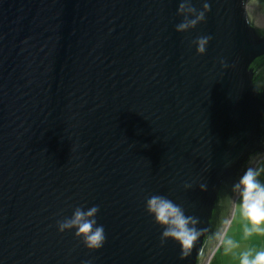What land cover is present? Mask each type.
Wrapping results in <instances>:
<instances>
[{
	"label": "water",
	"instance_id": "1",
	"mask_svg": "<svg viewBox=\"0 0 264 264\" xmlns=\"http://www.w3.org/2000/svg\"><path fill=\"white\" fill-rule=\"evenodd\" d=\"M263 156L264 0H0V264H206Z\"/></svg>",
	"mask_w": 264,
	"mask_h": 264
},
{
	"label": "crops",
	"instance_id": "2",
	"mask_svg": "<svg viewBox=\"0 0 264 264\" xmlns=\"http://www.w3.org/2000/svg\"><path fill=\"white\" fill-rule=\"evenodd\" d=\"M258 165L257 171L264 168V157ZM255 175L247 182L241 195L240 201L244 195L247 202L244 200L242 204H237L230 229L228 233L226 231L228 243L222 247L225 254L222 264H264V240L257 238L264 237V229H259V224L256 228L255 223V220L264 221V215L254 214L255 210L264 209V195L257 194V189L264 190V175L254 179ZM254 244L258 247H252Z\"/></svg>",
	"mask_w": 264,
	"mask_h": 264
},
{
	"label": "rangeland",
	"instance_id": "3",
	"mask_svg": "<svg viewBox=\"0 0 264 264\" xmlns=\"http://www.w3.org/2000/svg\"><path fill=\"white\" fill-rule=\"evenodd\" d=\"M256 164V163H255ZM259 165H258V163L255 165V167H254V169L252 170V172H251V174H249L248 175V177H247V180H245L246 182L244 183V185H243V187H242V189H239V191H238V193L236 194V197H235V199H234V206L232 207V217H231V220L229 221V222H227V225L224 227V230H225V232H224V235H222L224 238H223V241H222V244L220 243V244H218L219 242H221V239H222V237L218 240V242H217V244H218V248H217V250L215 251V252H213L212 254H210L209 256H208V258H207V260H206V264H222V262L225 260V254L224 253H222V247H224V243H228V239H226V236H227V233H228V231L227 230H229L230 229V225H231V223H232V221H233V216H234V213H235V211H236V206H237V204L239 203H241L242 204V202L245 200V202H247L246 201V199L244 198V195H243V197H242V200L240 201V199H241V195H242V193H243V190H244V187L246 186V184H247V182H249V180L255 175V177H254V179H256L257 178V176L258 175H264V168H262L261 170H259L258 169V171H257V167H258ZM257 194H260V195H264V190H260V189H257ZM249 208V207H248ZM248 211H250V210H247V212ZM254 214H257V215H264V209H261V210H259L258 212L255 210V213ZM255 223H256V228H257V225L259 224V226H258V228L259 229H261V230H263L264 229V221H262V220H259V221H257V220H255ZM235 224V223H234ZM234 224H232V225H234ZM252 224H253V221H252ZM255 229V228H254ZM223 230V231H224ZM226 231H227V233H226ZM226 233V234H225ZM257 238H261L262 240H264V237H257ZM215 246H216V244H215ZM214 246V247H215ZM221 246V247H220ZM252 247H258V245H256V244H254Z\"/></svg>",
	"mask_w": 264,
	"mask_h": 264
},
{
	"label": "built area",
	"instance_id": "4",
	"mask_svg": "<svg viewBox=\"0 0 264 264\" xmlns=\"http://www.w3.org/2000/svg\"><path fill=\"white\" fill-rule=\"evenodd\" d=\"M263 157H264V156H263ZM263 157H262V158H263ZM260 160H261V159H260ZM260 160H259V161H260ZM259 161H257V162H256V164H257V163H259ZM256 164H255V165H256ZM255 165L253 166V168L251 169V171H250V173H249V174H251V172H252V170L254 169ZM246 180H247V178H246ZM245 182H246V181H244V183H245ZM244 183L242 184V186H241V188H240V189H242V187H243ZM220 243H221V242H219L218 244H220ZM217 248H218V245L216 246V248H214V249H213L214 251H213V250H212V251H213V252H215V251L217 250ZM212 251H211V253H210V254H212V253H213Z\"/></svg>",
	"mask_w": 264,
	"mask_h": 264
},
{
	"label": "clouds",
	"instance_id": "5",
	"mask_svg": "<svg viewBox=\"0 0 264 264\" xmlns=\"http://www.w3.org/2000/svg\"><path fill=\"white\" fill-rule=\"evenodd\" d=\"M226 230V229H225ZM225 230H224V232H225ZM224 235V234H223ZM222 240H223V236H222V239H221V244H222Z\"/></svg>",
	"mask_w": 264,
	"mask_h": 264
},
{
	"label": "trees",
	"instance_id": "6",
	"mask_svg": "<svg viewBox=\"0 0 264 264\" xmlns=\"http://www.w3.org/2000/svg\"><path fill=\"white\" fill-rule=\"evenodd\" d=\"M221 247V246H220ZM213 250V249H212Z\"/></svg>",
	"mask_w": 264,
	"mask_h": 264
}]
</instances>
